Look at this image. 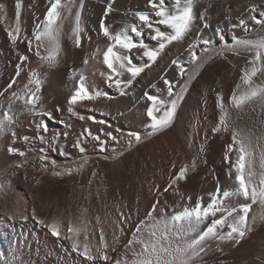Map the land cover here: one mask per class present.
Wrapping results in <instances>:
<instances>
[{
    "label": "rangeland",
    "instance_id": "1",
    "mask_svg": "<svg viewBox=\"0 0 264 264\" xmlns=\"http://www.w3.org/2000/svg\"><path fill=\"white\" fill-rule=\"evenodd\" d=\"M187 80V94H192L197 86L195 75L191 81ZM206 97L204 94L198 96L199 106H206ZM23 104L21 110L14 113L15 105L0 101L1 115L5 111L12 116L15 114L9 130L0 134V184L3 185L0 189V264H114L125 254L131 259L125 245L154 203L159 201L158 209L164 208L171 214L177 205L188 203V197L192 198V204L200 197L207 204L209 194L215 192L218 183L227 188L234 181L232 164L236 154L228 152V145L232 143L230 133L203 131V122H199L195 108L187 111L177 108L168 127L148 135L151 130L135 131V126L129 124L127 128L117 126L98 114L81 115L75 108V114L66 109V114H59L53 120L27 117L22 114L29 111L30 106ZM256 111V115L249 112L253 116L248 115L250 122H247L251 126L254 121L258 130L263 129L264 124L260 122L264 117L259 107ZM80 116L85 118L81 120ZM41 123L47 125L46 133L38 128ZM12 130L16 133L14 140ZM89 131L100 137L103 147L92 140ZM130 132L139 133L140 142L133 139L129 146ZM39 134L46 138L56 136L54 147L65 146L68 155L60 154L58 149L53 151L47 144L42 145L35 139ZM24 136L32 138V143H25ZM77 138L85 146L83 153L73 147ZM9 145L24 151L25 156L9 155ZM41 147L46 149L44 154L48 156L44 162L39 158ZM226 152L228 161L225 160ZM51 161H56L55 167ZM193 161L195 167L191 166ZM17 164L23 167L17 168ZM185 165L189 166L186 178L169 188L170 177H175ZM66 168L73 171L66 173ZM55 171H60L61 175H54ZM16 181L21 184H15ZM155 214L159 215V211ZM69 222L74 227L83 225L78 235L68 231ZM54 223L59 235L52 233L50 226ZM259 229L264 230V222L256 223L251 233ZM101 230L108 246L107 255L111 258L108 261L100 259L97 252L98 248H103ZM258 237L243 242L244 237L239 244L219 242L222 251L217 250L218 242L213 241L207 255L202 254L200 264H264V256L259 255L264 249V242L260 240L264 239V233H259ZM74 243L78 248H73ZM85 244L91 249L94 260L80 254Z\"/></svg>",
    "mask_w": 264,
    "mask_h": 264
},
{
    "label": "snow or ice",
    "instance_id": "2",
    "mask_svg": "<svg viewBox=\"0 0 264 264\" xmlns=\"http://www.w3.org/2000/svg\"><path fill=\"white\" fill-rule=\"evenodd\" d=\"M50 7L42 20L32 29V39H27L29 51L33 50L35 43V55L42 64L53 67L58 63L59 55L62 50V38L66 34L64 31V22L71 21L72 27L67 36L73 41L76 47L81 46V34L84 32L82 27V11L84 8V0H48ZM115 0H106V8L104 17L113 11ZM196 0H171V7L166 6V0H148V4L155 12L157 25H163L170 31H162L160 27L154 26L151 17L143 13H136L139 25H125L118 30H113L111 25H107L102 18L99 23V29L103 36L109 41L105 50L99 48L91 54L90 59L96 60L102 56V62L108 70L114 75H109L108 86L115 87L119 95H127L126 89L131 87L133 81L144 72L145 68L155 63L157 58L165 50V48L173 42L182 41L189 32L192 20L193 9ZM75 11L73 12V10ZM5 10V5L0 3V13ZM251 12L259 11L260 18L253 17L255 23L264 29V10H260V6L251 5L248 9ZM21 11L22 0H15V26L8 29V37L13 44L21 39ZM207 9L201 17L205 20L204 27H208L206 20ZM6 20V15H0V21ZM145 29H148L150 39L158 42V47L149 48L143 42ZM220 40H224V36L220 35ZM205 45L203 51L210 53L207 47L209 41L204 40ZM195 45H189L192 49ZM43 50V51H42ZM231 51L237 56L247 54L248 59L246 66L242 69L239 83L236 84L228 103L224 102L222 93L217 94V108L219 109L218 123L212 128L213 133L228 132L230 133L232 143L228 145V152H235L236 159L232 168L235 170L234 181L231 186L222 188L217 184L214 193H210V201L205 204L203 198H197L194 204L191 203L192 198L188 197V203L177 205L168 214L164 208H159V201L154 203L143 220H140L135 230L132 232V238L125 245L126 253H131V259L127 254L122 259H117L114 264H200L203 255L211 246V242L216 241L217 250L222 251L219 242H234L239 244L240 241L253 230L254 225L260 221L264 222V129L258 130L256 123L253 121L249 127L242 123L245 116L249 112H256L259 107L261 116L264 117V35L255 39H241L233 37V45L229 47L227 44L224 49L216 52V55H222L223 52ZM135 52L141 57L147 58V63L143 66H136L132 62V53ZM28 57L20 55L21 64L27 61ZM89 59L84 60V64H88ZM172 63L180 68L181 75L186 72L189 74L188 79L194 78V71H198L201 67L200 57L195 51L191 52V63L193 70H188L180 65L177 60ZM21 64L16 65V77H19L22 71ZM124 73L129 74V79L122 80ZM16 83V79L12 78L7 87L0 91V96L8 91ZM43 81L40 74L35 70L29 71V78L24 89L20 92H11V99L23 100L26 106H30L29 110L35 115L47 116L51 119V113L46 111H37V105L40 101L39 92ZM168 86L167 97L162 99L160 96L150 95L147 92L144 95L151 102V106L146 109L147 116L150 118L148 127L151 131L148 135H152L163 128L168 127L176 114V110L180 102L184 99V94L188 90V83L180 86L179 92H174L173 84L165 80ZM34 86V87H30ZM113 99L107 92L99 90L90 91L84 83V78L80 77V84L76 88L73 95L68 99V112L75 114L74 107L79 101H95L99 98ZM59 110V109H57ZM157 115V113H161ZM235 110L236 115H232ZM93 111V109H89ZM85 117L80 116L83 120ZM94 119V117H89ZM14 123V118L9 112L5 111L0 115V134L6 133L10 125ZM264 124V119L261 120ZM44 133L48 131L46 124H39ZM13 140L16 133H11ZM67 136V133L64 134ZM88 135L93 140L99 142L103 147L104 142L99 136H93L89 131ZM111 136V133H108ZM128 144L131 146L133 139L138 143L141 135L137 132L128 133ZM35 139L39 142L47 144L53 151H57L54 147L57 137L46 138L45 135L39 134ZM116 140V137H112ZM23 141L27 144L32 143V138L23 137ZM73 147L78 148L81 153L86 149L82 145V141L77 138ZM59 152L62 155H68L64 151V146L59 145ZM203 151V148H201ZM9 155L25 156V152L9 145L7 147ZM40 160L42 162L48 160V156L44 153L46 149H39ZM228 152L225 153V160L228 161ZM55 167V161H51ZM192 167H195L193 161ZM17 168L23 167L17 164ZM47 168L48 164H44ZM82 167V165H81ZM188 165L181 167L175 177H170L168 187H172L177 181L186 178ZM73 169L66 168L64 172L71 173ZM54 175H61L60 171H55ZM232 172L229 171L231 177ZM0 189L3 185L0 184ZM168 188H165L167 191ZM241 200L244 202L241 203ZM232 201H235L233 203ZM253 205H258L262 210L259 215H253L249 218V212ZM159 211V215H156ZM219 214V215H218ZM53 235H59L57 224L50 226ZM83 225L74 227L71 222L68 224V231L78 235ZM227 228V231L224 229ZM100 241L103 248L97 249L100 259L108 261L111 258L107 255V242L105 241L103 231L101 230ZM137 246H139L137 248ZM73 248H78L77 244H73ZM88 260H94L91 255V249L87 244L80 253ZM203 254V255H202Z\"/></svg>",
    "mask_w": 264,
    "mask_h": 264
},
{
    "label": "bare ground",
    "instance_id": "3",
    "mask_svg": "<svg viewBox=\"0 0 264 264\" xmlns=\"http://www.w3.org/2000/svg\"><path fill=\"white\" fill-rule=\"evenodd\" d=\"M0 3L5 5V10L0 15H6V20L0 21V91H3L7 87L12 78L16 79L13 87L0 96V101H10L13 106L15 105L14 113H18L21 110L20 108L23 107L20 106L24 101L10 100L11 92L16 91L23 94L22 90L28 82L29 71L35 70L40 74V78L43 81L41 90L38 93L40 101L36 110L50 112L51 119L53 120V117L59 114H66V109L69 106L68 99L79 86L80 77H83L84 83L90 91L99 90L107 92L113 99L108 100L102 97L95 101H79L73 107L84 116L98 114L117 126L126 127L128 124L135 126V128L133 127L135 131L151 130L148 127L151 121L146 112V109L150 107L147 103L150 101L144 93L147 92L150 95L168 99V86L165 84V80L173 84L174 92H179L180 86L186 82L188 83L189 74L186 72L182 76L180 68L174 65L172 61L177 60L185 69L193 70L194 66L191 63L192 51L197 53L201 62V67L198 71H194L197 86L192 94H187V92L184 94V99L180 102L178 108L180 111L195 108L200 118L199 122H203L202 130L212 131V128L218 123L219 117L217 94L222 93L224 102L228 103L236 84L239 83L242 69L246 66L248 59L247 54L237 56L233 52L225 50L222 55H216V52L224 49L226 44L231 47L233 45V37L255 39L258 36L264 35V29L256 24L253 19V17L260 18L259 11L251 12L248 10L254 4L260 6V10H264V0H196L192 24L185 38L180 42H173L168 45L157 58L156 62L151 64L150 67L145 68L144 72L133 81L131 87L126 89L127 95L121 96L115 87L108 86V77L114 74L103 64L102 56L96 60L90 59L91 54L97 48L105 50L109 43L100 31L99 23L103 18L107 25L112 26L113 30H118L125 25H139L141 22L136 13H143L151 17L154 26L160 27L162 31H170L165 26L155 23L158 18L148 4V0H115L113 11L106 18L104 17L106 0H84L82 11V27L84 28V32L81 34V46L76 47L73 41L68 38L67 33L70 32L72 23L71 21H65L64 31L66 34L61 41L62 50L58 63L51 68L46 64H42L35 55V43L33 44V50L29 51L27 39H24L25 36L28 39H32L33 27L38 23V19L42 20L44 18L47 9L50 7L48 0H22L21 39L16 44L10 41L7 34L8 29L15 26V0H0ZM166 6L171 7V0H166ZM205 9H207L206 20L209 25L208 27H204L205 20L201 18L205 14ZM221 34L224 36L223 41L220 40ZM134 39H143V42L149 48L158 47V42L150 39L148 29H145V35L142 38L134 37ZM204 40L209 41L207 47L211 50L210 53L203 51L205 47L203 44ZM189 45H195L196 47L190 49ZM20 55L27 56L28 60L21 64ZM86 58L89 59L88 64H84ZM132 62L136 66H143L147 63V58L133 52ZM17 64H21L22 67L19 77L15 75ZM119 78L126 81L129 79V74L124 73ZM203 94L207 96V103L206 106L201 107L197 102V98ZM12 109L11 112L13 113ZM89 109H93V111H89ZM162 112L163 110H161V113H157V115H161ZM22 115L27 117L32 116V118L34 116L47 118V116L35 115L30 110L24 111ZM232 115H236L235 110L232 111ZM248 115L249 113L245 116L242 123L251 127ZM254 115L256 114L254 113ZM249 116L253 115L250 114ZM36 157L38 158L37 155ZM29 162L33 163L31 160ZM7 165L6 163L4 166L7 167ZM15 184L19 185L21 183L16 181ZM261 211L258 205H254L249 218L253 215H259ZM259 224H261L260 221L257 222V225ZM262 232L264 233L263 229L257 230L256 233L249 232L243 239V242L259 238L258 235ZM260 240L264 242V239ZM262 250L259 252V255L262 254L264 256V249Z\"/></svg>",
    "mask_w": 264,
    "mask_h": 264
}]
</instances>
